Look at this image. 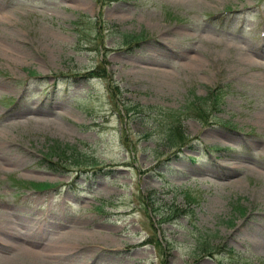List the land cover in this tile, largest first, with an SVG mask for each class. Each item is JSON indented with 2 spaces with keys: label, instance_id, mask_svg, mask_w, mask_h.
Segmentation results:
<instances>
[{
  "label": "rangeland",
  "instance_id": "obj_1",
  "mask_svg": "<svg viewBox=\"0 0 264 264\" xmlns=\"http://www.w3.org/2000/svg\"><path fill=\"white\" fill-rule=\"evenodd\" d=\"M0 133V223L73 245L0 264H264V0H0Z\"/></svg>",
  "mask_w": 264,
  "mask_h": 264
},
{
  "label": "bare ground",
  "instance_id": "obj_2",
  "mask_svg": "<svg viewBox=\"0 0 264 264\" xmlns=\"http://www.w3.org/2000/svg\"><path fill=\"white\" fill-rule=\"evenodd\" d=\"M237 39V38H236ZM185 55V54H184ZM186 57V56H185ZM104 62V61H103ZM105 62H107V60L105 61ZM104 65V64H103ZM96 66V65H95ZM106 67V66H105ZM97 69V68H96ZM98 70H99V68H98ZM101 71V70H100ZM104 71V70H103ZM84 73V72H83ZM90 73H92V72H90ZM94 74H95V72H94ZM93 74V75H94ZM100 75V74H99ZM86 77H87V75H86ZM90 77H92V76H90ZM96 77V76H95ZM107 78H109V77H107ZM95 79V78H94ZM98 79V78H97ZM110 80V79H109ZM106 82H107V80H106ZM107 84V83H106ZM116 86V85H115ZM156 111V110H155ZM169 111V110H168ZM171 111V110H170ZM174 111V110H173ZM172 111V112H173ZM31 113H35V111H33V110H31L30 111ZM163 113V112H162ZM169 113V115H170V113L171 112H168ZM174 113V112H173ZM39 114V113H38ZM41 114V113H40ZM166 116V115H165ZM29 117H32V116H29ZM167 117H168V115H167ZM27 119V118H26ZM29 120V119H28ZM32 120V119H31ZM31 120H29V121H31ZM34 123L35 122H40V123H42V124H45L44 126H48V124H51V125H55V124H53L52 122L53 121H51L50 119H48V118H40V117H36L35 118V121H33ZM61 122V121H60ZM158 123V122H157ZM41 125V124H40ZM59 126V125H58ZM56 129V128H55ZM0 137L1 138H3V137H5L4 136V134H1L0 133ZM6 140V139H5ZM11 140V139H10ZM9 140V141H10ZM5 143V142H4ZM3 143V144H4ZM9 143V142H8ZM10 144V143H9ZM12 144V143H11ZM2 162V161H1ZM4 162V161H3ZM8 163H10L9 161L8 162H6V164H8ZM5 164V163H4ZM11 164V163H10ZM234 165V164H233ZM231 166V165H230ZM233 167V166H232ZM225 168V170H227V169H229V167H224ZM235 170V169H234ZM230 173V172H229ZM229 177V176H228ZM1 209V208H0ZM2 211H5V210H2ZM6 212V211H5ZM12 212V211H11ZM9 213V212H8ZM11 214V213H10ZM6 220V219H5ZM8 221V220H7ZM21 221V220H20ZM49 221V220H48ZM41 222L43 223L44 222V218H42V217H38V218H29V220H27V219H25V220H23V221H21V222H18V221H16L15 219H12L11 220V222H9L7 225H5L6 223L4 222V223H0V237L2 236V238H3V241H6V240H4V238L5 239H7V240H11V241H13V240H15V239H17V240H22V243H21V245L23 244V245H27L26 247L27 248H29V247H32L33 248V246L34 247H38V248H42V250L44 251V252H46V251H49V253L51 254H53L54 252H56V251H60L61 253H63V252H65V251H67V250H69L68 248H69V246L71 247V246H73V245H71V240L69 241V243H67L66 245H65V243H66V241L64 242V243H62V241H61V243H60V241H59V239L57 238V237H55V238H52V236H54L53 234H51V235H49L48 233H46V232H43V234L41 233L44 229L41 227ZM47 223V222H46ZM50 224V223H49ZM50 226V225H49ZM39 227V228H38ZM45 228L47 227V228H49L48 227V225H46V226H44ZM40 228H42V229H40ZM53 228V227H52ZM38 229H40V230H38ZM60 231V230H59ZM57 232H58V230H57ZM93 233V232H92ZM71 234H73L72 235V238H76L77 240H80V241H82V242H89V241H91V243H95L97 240L96 239H100L101 240V242L102 241H106L107 240V238H108V236H103L101 233H99V235H96L95 236V234H91V233H81L80 231H77V233H75V231H73V233H71ZM57 235V234H56ZM51 236V237H50ZM33 237L34 238H39L40 240L41 239H45V241L43 242V244H39V242H36V241H34V240H32L33 239ZM59 237V236H58ZM32 238V239H31ZM71 239V238H70ZM96 240V241H95ZM74 241V240H73ZM73 241H72V243H73ZM1 242H2V240H1ZM68 242V241H67ZM8 245H9V243H7ZM36 244H38V246L36 245ZM89 244V243H88ZM119 244V243H118ZM65 245V246H64ZM7 246V245H6ZM29 246V247H28ZM63 246V247H62ZM82 246V245H81ZM85 246H87V245H85ZM96 246V245H95ZM94 246V247H95ZM59 247H62V248H59ZM50 248V249H49ZM19 249V248H18ZM34 249V248H33ZM32 249V250H33ZM60 249V250H59ZM78 249V248H77ZM98 250V249H97ZM96 251V250H95ZM42 252V251H41ZM97 252V251H96ZM25 253V252H24ZM23 253V254H24ZM47 254V253H46ZM27 255V254H26ZM32 255V254H31ZM64 255V254H63ZM56 256V255H55Z\"/></svg>",
  "mask_w": 264,
  "mask_h": 264
},
{
  "label": "trees",
  "instance_id": "obj_3",
  "mask_svg": "<svg viewBox=\"0 0 264 264\" xmlns=\"http://www.w3.org/2000/svg\"><path fill=\"white\" fill-rule=\"evenodd\" d=\"M145 36V34H141V32L138 34V35H131V34H128L125 38H124V42L125 43H131V44H135L137 43L140 39H143V37ZM97 73H95L94 75L92 76H99V74L102 76V73L100 72V70L96 71ZM215 103V102H214ZM215 105V104H214ZM216 107H214L215 109ZM203 115H200L199 117H201ZM188 141L187 138L186 140L185 139H182L180 140L179 143H183L185 144V142ZM50 151H51V154H54L56 155L58 158H60V156H62L63 153H67V149H66V146H61L60 149L58 148H54V147H50ZM55 150V151H54ZM64 155V154H63ZM71 161V162H70ZM69 163H71V165H73L74 167H82V166H85V167H92V166H95V167H100L99 165H95L94 162H91L89 160H84V158H79V159H75V160H70ZM66 163V162H64ZM98 164V163H96ZM69 165V166H71ZM68 167V165L66 166ZM40 186H47L46 182H40Z\"/></svg>",
  "mask_w": 264,
  "mask_h": 264
}]
</instances>
